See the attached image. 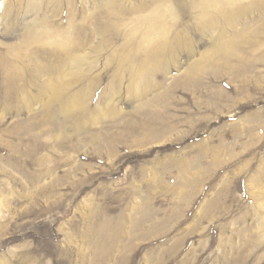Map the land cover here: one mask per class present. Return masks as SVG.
Segmentation results:
<instances>
[{
    "label": "rangeland",
    "instance_id": "obj_1",
    "mask_svg": "<svg viewBox=\"0 0 264 264\" xmlns=\"http://www.w3.org/2000/svg\"><path fill=\"white\" fill-rule=\"evenodd\" d=\"M0 264H264V0H0Z\"/></svg>",
    "mask_w": 264,
    "mask_h": 264
},
{
    "label": "bare ground",
    "instance_id": "obj_2",
    "mask_svg": "<svg viewBox=\"0 0 264 264\" xmlns=\"http://www.w3.org/2000/svg\"><path fill=\"white\" fill-rule=\"evenodd\" d=\"M216 7V6H215ZM215 7H213V5L211 6V5H208V10L207 11H209L210 9H214ZM213 11V10H212ZM220 12V10H218V8H216L215 10H214V12H213V14L212 15H214V13L215 14H217V13H219ZM206 14V18H208V16L210 15L209 13L207 14V12H205ZM218 15V14H217ZM216 16V15H215ZM209 18H211V17H209ZM7 19V18H6ZM213 19V18H212ZM208 20V19H207ZM209 25V24H208ZM211 26V25H210ZM40 30V28L39 27H37L36 28V30L35 31H37V33L39 32V30ZM73 30V29H72ZM69 32H71L70 30H68ZM57 32V34L60 32V30L59 31H56ZM61 33V32H60ZM72 34V33H71ZM219 35V34H218ZM35 36V37H34ZM36 38H37V34L36 35H32V33H30V35L29 34H26L23 38H22V42H24L23 44H25V42H27V43H29V41H30V39H34V40H36ZM70 42V43H69ZM69 42L67 41V42H65L64 43V45H61V48H65L66 47V44L68 45H71V44H73L74 42L73 41H70L69 40ZM215 42V41H214ZM215 44H218L217 42L215 43ZM80 45V49L79 50H84L85 49V44H83V43H80L79 44ZM181 46H183V45H181ZM188 46V45H187ZM177 47V46H176ZM15 48H17V47H15ZM33 53V52H32ZM17 55V54H16ZM65 56V58L66 59H72V60H74V63L71 65L70 63H67V62H64L60 67H58V68H56V69H54V70H52L51 71V73L53 74V73H56V72H62L63 71V74L65 75V76H72L73 74H75V72H76V69L78 68V72H84L85 71V69L84 68H86L85 66H86V60L88 59V58H86V54H85V51L84 52H82V54L81 53H77L76 51H74V52H71V51H69V52H67L66 50H65V54H64ZM20 56H16V58L19 60H22V56L19 58ZM77 72V73H78ZM46 77V76H45ZM52 79V78H51ZM47 89L50 91V96H49V98H48V102H61L62 103V105H64V107H65V109H69L70 107H71V103L73 102V103H75L74 102V96H73V94L72 93H69V94H67V95H65L64 93H63V91L66 89V88H63V86H60V85H57V84H55V82L54 83H49L48 85H47ZM64 94V95H63ZM82 97V96H81ZM35 98H37V97H35ZM35 100V99H34ZM45 102V101H44ZM33 104V103H32ZM70 109H72V108H70ZM70 111V110H69ZM52 114L53 115H55L56 113L55 112H53L52 111Z\"/></svg>",
    "mask_w": 264,
    "mask_h": 264
}]
</instances>
